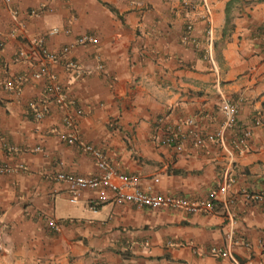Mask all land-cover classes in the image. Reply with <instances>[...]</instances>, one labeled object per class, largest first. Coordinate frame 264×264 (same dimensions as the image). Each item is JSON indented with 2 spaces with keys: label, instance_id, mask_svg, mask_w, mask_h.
Listing matches in <instances>:
<instances>
[{
  "label": "crops",
  "instance_id": "1",
  "mask_svg": "<svg viewBox=\"0 0 264 264\" xmlns=\"http://www.w3.org/2000/svg\"><path fill=\"white\" fill-rule=\"evenodd\" d=\"M18 22L24 27L10 37ZM53 27L59 31L46 44L54 51L78 34L97 37L94 45L69 50L76 71L48 63L74 102L67 112L77 139L157 193L204 199L232 179L212 211L137 208L115 202L104 188L85 189L70 201L55 173L86 176L98 169L61 137L72 131L62 122L65 111L54 106L40 119L28 112L26 102L43 80H28L19 92L1 83L35 68L37 57H12ZM263 29L264 0H0V165L12 167L0 172V264H264V207L242 196L264 193ZM223 98L236 104L238 125L252 128L234 154L218 140L197 144L189 132L219 130ZM185 118L193 124L181 123ZM167 127L183 136L182 151L160 143ZM235 133L225 131V140Z\"/></svg>",
  "mask_w": 264,
  "mask_h": 264
},
{
  "label": "built area",
  "instance_id": "2",
  "mask_svg": "<svg viewBox=\"0 0 264 264\" xmlns=\"http://www.w3.org/2000/svg\"><path fill=\"white\" fill-rule=\"evenodd\" d=\"M43 10V7L39 9H31L30 14H36ZM16 11H14L15 13ZM24 24L18 22V25L12 27L8 32L10 37H16L20 28H23ZM59 31L57 27L51 28L47 34L35 36L29 41V46L21 47L14 53L12 60L14 62L26 61L30 58L37 57L35 68L29 73H16L12 76L3 78L1 83L5 89H10L15 92H19L22 85L28 80H43L44 84L41 92L30 98L26 102L28 112L35 119L47 117L51 114L52 108L57 106L65 111V115L62 118L63 124L72 129L69 133H62L61 137L69 144L78 145L83 151L87 152L98 169V172L91 175L72 174L64 171L55 173L54 179L56 181L64 182L66 184L67 192L70 197V201L75 202L80 193L85 189L104 188L109 190L112 194V200L117 203H130L137 208H167L173 211L182 212L185 214L193 213H208L214 209L215 201L219 193H225L227 186L233 180L227 179L225 183L220 184L217 189L210 191L209 196L206 198L192 199L174 194H161L152 191L150 188L143 189L140 187L139 178L135 174H126L119 171L107 158L106 154L98 147L93 146L78 140L74 133L73 127L74 116L67 111L74 107V102L67 97L61 82L56 76L50 72L49 62H60L70 72H74L78 69L79 65L76 60L68 56L69 50L74 46L94 45L97 43V37L92 32H85L78 34L74 41L70 44L62 46L58 51L51 50L46 44V36L48 34H55ZM68 29H64L67 32ZM192 31V23H186L184 38L188 39ZM264 33V29H263ZM4 44V39H0V48ZM207 56L212 58L211 52L207 51ZM97 68L100 71L104 70V66L100 63ZM220 110L224 114V119L219 130L214 133L201 134L190 130V134L194 137L195 143L202 144L204 140H218L222 146H227L230 154H234L240 151L242 146L246 144L247 140L252 135V128L248 125H238L237 123V106L228 98H223L220 103ZM76 115H82L81 108H75ZM157 126L161 127L163 118H157ZM183 124L191 125L193 120L191 118H185L182 120ZM261 120L256 118L255 125H259ZM165 135L160 139V143L163 145H169L176 151H182L183 149V136H179L178 133L171 128L167 127ZM227 130H234L236 133L232 139L228 142L225 140L224 132ZM4 149L10 152L16 151V147L5 144ZM12 167L7 165H0V172H10ZM242 196L245 201L257 203L264 207V193L262 192H242ZM48 226L57 231L60 228L59 223L54 219H49ZM214 254L226 255L227 252L221 249L212 248ZM90 264H105V263H90Z\"/></svg>",
  "mask_w": 264,
  "mask_h": 264
}]
</instances>
